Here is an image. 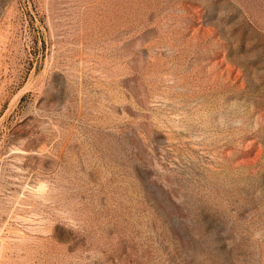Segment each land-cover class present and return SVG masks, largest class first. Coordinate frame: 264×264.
Masks as SVG:
<instances>
[{"label":"rangeland","instance_id":"obj_1","mask_svg":"<svg viewBox=\"0 0 264 264\" xmlns=\"http://www.w3.org/2000/svg\"><path fill=\"white\" fill-rule=\"evenodd\" d=\"M0 264H264V0H0Z\"/></svg>","mask_w":264,"mask_h":264}]
</instances>
